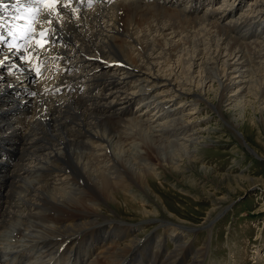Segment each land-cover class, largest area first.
<instances>
[{"label": "bare ground", "instance_id": "6f19581e", "mask_svg": "<svg viewBox=\"0 0 264 264\" xmlns=\"http://www.w3.org/2000/svg\"><path fill=\"white\" fill-rule=\"evenodd\" d=\"M253 1L106 0L80 9L61 1L54 11L44 4L52 23L41 78L0 47V264H180L189 252V264H203L209 244L195 250L191 230L162 217L148 191L162 168L184 174L181 159H197L201 130H192L179 99L191 96L185 102L198 107L210 90L220 95L215 106L207 101L212 108L232 97L243 106L251 92L263 99L264 42L245 45L228 32L245 16L242 34L248 25L264 31V0ZM27 55L36 56L32 47ZM172 127L184 138L161 139ZM119 198L130 214L159 220L176 249L164 251L159 231L141 239V225L102 213Z\"/></svg>", "mask_w": 264, "mask_h": 264}, {"label": "rangeland", "instance_id": "374dc122", "mask_svg": "<svg viewBox=\"0 0 264 264\" xmlns=\"http://www.w3.org/2000/svg\"><path fill=\"white\" fill-rule=\"evenodd\" d=\"M253 2L250 0V4ZM244 3L245 1L241 2ZM201 12L187 10L185 13L197 17ZM240 12L237 14L243 13ZM207 18L213 21L216 19L211 13H207ZM244 18L247 19V16ZM244 18L239 25H233L227 31L240 38L245 45L264 42L263 29L241 33L238 26L243 25ZM119 25L121 26V23ZM216 85L218 86L217 83ZM219 96L210 90L198 107L185 102L191 96L186 95L185 100L179 99L178 105L185 103V118L194 121L192 130H201L198 142L202 144H196L198 151L194 154L197 157L194 162L190 163L188 157L181 159L180 165L184 174L170 172V168H162L159 171L160 175L153 178L152 188L148 191L150 202L160 206L162 217L174 219L183 225L184 229L191 230L189 238L195 250L201 248L205 242L209 244L203 264H264V97L258 99V96L251 92L249 99L244 100L243 106L238 105L236 97H232L234 100L228 101L224 107L216 105V108H212L207 101L215 106ZM135 106L138 111L137 105ZM140 113L141 110L135 115L139 116ZM121 116V119H129L133 114L129 112ZM179 116L180 112L174 117L177 119ZM163 118L159 120H168ZM172 128L165 130L167 133H160V138H184L179 129ZM169 132L177 134L173 136L169 135ZM203 168H208L210 174L203 176ZM229 176H238L241 180L229 183ZM127 192L121 191L122 194H128ZM129 194L133 199L134 194L138 196L137 191ZM221 198L223 201H218ZM117 202L120 204L118 208L108 205L100 207V210L104 209V215L124 221L127 225H141L135 233L139 234L141 239L156 231L161 232L159 240L164 251L171 252L176 249L175 239L166 234L159 220L145 221L139 215L127 211L125 199L119 198ZM152 208L150 209L153 210ZM205 225L209 227L205 228ZM100 227L101 225L99 229ZM193 256L194 254L189 252L187 259L180 264L193 263Z\"/></svg>", "mask_w": 264, "mask_h": 264}, {"label": "snow or ice", "instance_id": "6c2138e0", "mask_svg": "<svg viewBox=\"0 0 264 264\" xmlns=\"http://www.w3.org/2000/svg\"><path fill=\"white\" fill-rule=\"evenodd\" d=\"M38 2H43L46 6H48L51 10L54 11L56 5L61 3V0H38ZM16 3L20 4L21 0H16ZM0 6H3L2 0H0ZM65 6H68V5H65ZM48 23L51 24L52 21H48ZM32 32H33L32 40L35 41V44L31 46H32L33 52L36 53V56L34 58L39 62L37 66L33 67V70L36 71L37 74L39 75L40 68L43 66V61L39 60V56H40V53L43 50H45L47 45L50 43V39H49L50 31L48 29H44L41 32L36 33L35 29H32ZM0 40H2V37H0ZM24 59L26 62H30L28 57H24Z\"/></svg>", "mask_w": 264, "mask_h": 264}]
</instances>
